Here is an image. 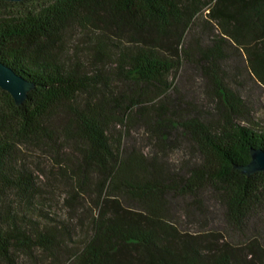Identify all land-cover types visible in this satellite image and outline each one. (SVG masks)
Masks as SVG:
<instances>
[{"label": "trees", "instance_id": "16d2710c", "mask_svg": "<svg viewBox=\"0 0 264 264\" xmlns=\"http://www.w3.org/2000/svg\"><path fill=\"white\" fill-rule=\"evenodd\" d=\"M27 1L0 0V11ZM203 18L217 31L201 67L218 116L144 121L159 144L165 131L178 128L198 152L197 162L173 172L142 152L126 153L109 129L126 124L136 108L145 115L147 101L168 98L169 77L187 55L185 37ZM72 24L91 31L97 67L112 61L129 94L114 93L101 70L89 74L64 59V33ZM227 44L246 55L264 85V0H50L37 10L0 15V60L35 85L21 106L0 88V258L18 247L53 249L56 233L62 236L57 228L34 231L25 216L1 205L9 188L26 197L34 189L31 174L14 168L17 143L51 139L60 122L62 137L76 144L71 180L84 191L96 177L99 189L98 214L68 264H235L231 255L184 235L169 208L172 196L201 207L206 189L235 226L264 208V171L246 175L236 168L250 162L252 148L264 149V127L247 118L245 101L225 83Z\"/></svg>", "mask_w": 264, "mask_h": 264}, {"label": "rangeland", "instance_id": "374dc122", "mask_svg": "<svg viewBox=\"0 0 264 264\" xmlns=\"http://www.w3.org/2000/svg\"><path fill=\"white\" fill-rule=\"evenodd\" d=\"M49 1L28 0L25 4L1 9L0 15L37 10ZM216 33L213 23L207 18L200 19L185 37L182 47L187 55L183 56L181 67L169 77L174 85L168 98L147 101L145 115L134 109L126 124H111L109 130L113 139L122 138L126 153L133 149L142 152L173 172L199 160L198 152L181 129L165 131L167 140L159 144L144 121L147 116L152 120L159 116L170 118L174 123L191 117L204 121L216 119L219 105L201 67L202 51L212 43ZM91 37V31L76 24L69 26L64 33V59L89 74L101 70L112 79L114 93L129 94V85L121 81L112 61L97 67ZM225 49L221 62L225 83L245 101L247 118L264 127V85L250 71L242 51L229 44ZM175 112L180 118L174 116ZM55 125L59 127L58 133L51 139L17 143L14 168L31 174L34 189L26 197L19 190L9 188L3 194L1 205L5 209L9 207L17 216H25L24 220L34 231L56 233L62 230V236L56 233L55 248L50 250L15 248L9 259L0 258V264H68L70 253L86 239L92 219L98 214L97 179L92 177V183L84 191L71 180L69 164L71 158L77 156L76 144L62 137V123ZM202 200L199 207L193 205L192 199L169 198L170 217L181 232L202 241L215 252L231 255L235 264H264V208L247 219L243 226H235L225 216V208L212 189L203 192Z\"/></svg>", "mask_w": 264, "mask_h": 264}, {"label": "water", "instance_id": "95a60500", "mask_svg": "<svg viewBox=\"0 0 264 264\" xmlns=\"http://www.w3.org/2000/svg\"><path fill=\"white\" fill-rule=\"evenodd\" d=\"M6 1L20 2L24 0ZM34 87L32 82L0 60V88L10 93L17 106H21L27 100L29 92ZM250 155L251 160L247 165L236 166V168L246 175L264 171V149L252 148Z\"/></svg>", "mask_w": 264, "mask_h": 264}]
</instances>
